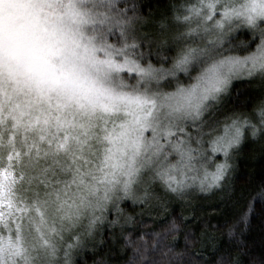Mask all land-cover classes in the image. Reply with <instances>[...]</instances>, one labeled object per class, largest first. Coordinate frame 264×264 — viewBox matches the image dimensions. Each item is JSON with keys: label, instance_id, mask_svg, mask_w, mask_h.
Masks as SVG:
<instances>
[{"label": "clouds", "instance_id": "clouds-1", "mask_svg": "<svg viewBox=\"0 0 264 264\" xmlns=\"http://www.w3.org/2000/svg\"><path fill=\"white\" fill-rule=\"evenodd\" d=\"M229 2L239 7L246 0ZM66 3L67 0H12L3 5L5 18L17 26H24L21 29L24 35L21 49L11 54L0 69V107L6 117L18 107L24 109L26 115L25 123L18 127L13 126L10 117L0 120V166L7 165L11 153L16 159L17 174L23 170L27 177L36 156L40 155L45 157L40 164L49 169L50 180L43 187L25 178L16 189L18 200L30 202L37 196L45 199L47 193L56 189L69 203L73 199L79 203L75 186L67 193L63 191L71 179L72 171L78 165L90 183L92 175L99 176L106 150L111 147L105 137H115L122 131L121 126L131 119L125 114L123 105L119 111H108L113 103L112 97L129 94L157 95L159 98V94L174 92L168 89H188L196 84L203 68L213 60L234 57L238 63L231 71L224 73L226 82L218 91L209 94L197 89L200 97L196 101L199 105L198 114L176 116L162 110L156 117L161 128L170 126L177 132L194 129L191 135L185 132L184 137L185 147L190 144L196 149L192 153L194 159L190 169L181 170L176 163L178 157L174 144L179 142L178 138L174 136L170 142H162L164 139L161 136V147L155 144L151 134L146 133V151L141 150L140 155H135L133 151L125 149L122 157L124 169L116 172V183L98 185L101 189L97 193L102 201L100 207L96 206V197L89 195L92 204L84 209L78 222L66 223L61 229L57 218L56 228L60 230L62 239L55 235L51 237L54 255L49 254L51 249L33 250L36 233L30 231L31 225L26 224L25 246L32 256V264H75L70 255L72 250L86 247L95 239L99 226L107 219V213L119 215L125 201L139 204L154 199L151 189L155 184L178 198L190 190L208 193L219 188L231 168L229 157L232 150L241 145L246 134L253 139L264 135V94L250 113L219 115L221 97L228 94L234 80L255 79L259 81L257 87L264 86V68L253 66L246 60L257 51L258 46H264V18L257 19L254 24H249L243 18L233 19L223 31L212 28L210 33H204L198 29L191 40L185 37L174 40L173 36L170 37L177 47L187 45L209 49L186 70L176 71L172 69L171 58L161 59L159 50L153 49L152 41H145L142 27L148 20L137 14L134 0H76L77 6L95 20L82 24L63 18ZM34 12L39 13L41 25L32 30L28 24ZM45 19L63 20V24L53 27L52 24L44 23ZM159 28L167 30L166 23L160 21ZM244 32H247V38ZM165 39L168 41V38ZM209 39L213 41L212 44H208ZM118 49L120 53H117ZM109 53L113 54L111 58L117 63L123 62V57L127 56L142 66L151 64L165 71L155 78L113 71L105 63ZM161 63L163 67L154 66ZM206 87L201 82V88ZM233 120L236 121L233 130L238 129L237 142L228 149L227 154L210 151L209 142L223 131V124L232 125ZM49 142L58 146L57 151L53 152L49 148ZM60 145L63 150H59ZM17 152L20 156H15ZM29 153L32 155L29 156ZM217 154L224 157L222 163L216 162ZM172 165H176L175 171ZM219 165H225L222 175L217 173ZM129 166L139 171L128 176L125 173ZM165 173L168 177L175 176L176 181L180 182L177 191L170 190L165 182ZM83 191V188L79 189L81 194ZM0 234L7 236V231L0 228Z\"/></svg>", "mask_w": 264, "mask_h": 264}, {"label": "snow or ice", "instance_id": "snow-or-ice-1", "mask_svg": "<svg viewBox=\"0 0 264 264\" xmlns=\"http://www.w3.org/2000/svg\"><path fill=\"white\" fill-rule=\"evenodd\" d=\"M12 0H0V69L4 67L5 60L13 53L19 51L23 46V35L21 29L24 26H17L11 20H7L4 14L3 5ZM64 19L74 23L95 22L88 12L81 10L76 0H67L62 14ZM243 18L249 24H254L257 19L264 18V0H246L242 6H235L229 0H197L195 4L184 6L183 13L176 15L175 19L182 24L187 25V31L180 32L173 36L174 40H180L183 37H191L197 33L198 29H202L204 33H210L212 28L223 31L226 25H230L233 19ZM104 23V21H100ZM44 23L52 24L53 27H60L63 20L49 21L45 19ZM195 24L196 27L192 25ZM41 25L38 12L33 13V18L28 24V28L35 30ZM211 26V27H210ZM163 44H167L165 39ZM211 39L208 44H212ZM209 49L196 48L185 45L178 47L176 55L173 58L172 69L176 71L186 70L187 67L199 56ZM121 50H117L120 53ZM112 53H109V59L105 61L106 65L113 71H127L130 74L135 73L141 77L155 78L158 74L163 73L164 69H157L151 64L146 67L127 56L123 57V62L117 63L112 59ZM253 66L264 68V46H258L257 51L246 58ZM238 60L234 57H224L219 60H213L208 63L197 77V83L190 88H178L174 92H168L157 95H117L112 97L113 103L108 111H119L120 106L125 107V114L131 119L126 121L121 127L122 131L115 137H105L111 145L106 150V155L100 169V175H92L90 183L85 174L76 166V170L72 171L71 179L64 186V193L75 186L78 189L77 195L79 203L75 199L71 203L61 195L60 190L53 189L51 193H47V198L41 199L38 196L30 202L27 200L17 199V186L22 184L27 178L30 182L35 181L40 186L46 187L50 180L48 179L49 169L41 167L40 161L45 157L36 156L33 168L27 177L22 170L18 175L16 172V159L10 153L8 155V163L6 166H0V228L7 231V236L0 234V264H32V256L26 248L25 227L26 224L31 225L30 231L36 233L37 240L32 243L34 251L41 249H51L50 255H54L55 247L51 243L53 235L60 237L61 232L56 228V220L59 219L61 229L67 224L78 222L84 209L92 204L89 195L96 197L95 203L97 207L102 205L101 199L97 196L101 186H110L116 183V172L124 169L122 157L125 155V149L133 151L135 155H140L141 150L146 151L145 134L150 133L155 144H161L160 137L163 136L164 141L170 142V138L176 135V132L170 127L161 128L159 120L156 117L160 112L166 111L169 115L189 116L196 115L199 111V105L196 103L200 97L197 95V89H201L202 93H211L218 91L226 82L224 73L231 71ZM171 71V69L169 70ZM201 82L206 88H201ZM94 108V106H92ZM26 112L22 108L12 111L6 117L4 110L0 107V120L11 118L14 122L13 126H23ZM264 116V113H262ZM236 121L233 120L232 125L227 123L222 125L223 131L216 135L209 142V150L213 153L223 152L227 154L228 149L237 142L238 129H234ZM183 132V129H181ZM123 147H119V145ZM152 144V147H155ZM49 148L53 152L57 151L58 146L49 142ZM59 150H63V146H59ZM174 150L177 154V164L180 169L191 168V161L194 159L192 153L196 149L189 144L185 147V140L179 139L174 144ZM38 152V149L36 150ZM119 153V155H118ZM32 153H29L31 156ZM15 156H20L16 153ZM134 162V161H133ZM225 165H219L217 169L218 175H222ZM108 169H111L109 171ZM172 170H176V165H172ZM138 169H132L129 166L125 173L131 176L137 173ZM165 182L169 185L171 191L175 192L180 187V182L176 181L175 176L168 177L165 173ZM83 188V194L79 189ZM107 187H105V199Z\"/></svg>", "mask_w": 264, "mask_h": 264}, {"label": "trees", "instance_id": "trees-1", "mask_svg": "<svg viewBox=\"0 0 264 264\" xmlns=\"http://www.w3.org/2000/svg\"><path fill=\"white\" fill-rule=\"evenodd\" d=\"M190 3L197 0H134L137 14L148 20L144 38L166 36ZM160 21L167 30L159 28ZM163 51L169 58L171 52ZM258 83L233 82L219 115L250 113L264 94ZM229 162L226 179L208 193L178 198L151 190L148 204L125 201L122 212L107 213L95 239L71 258L75 264H264V135L246 134Z\"/></svg>", "mask_w": 264, "mask_h": 264}, {"label": "rangeland", "instance_id": "rangeland-1", "mask_svg": "<svg viewBox=\"0 0 264 264\" xmlns=\"http://www.w3.org/2000/svg\"><path fill=\"white\" fill-rule=\"evenodd\" d=\"M193 27H195V24L192 25ZM184 31H187V25L185 24H182L181 22L179 21H175L168 29V32H167V35L166 36H162L161 34L160 35H154L153 37H147L145 39V41H152V46H153V49L156 50L158 49L159 50V53H160V58L161 59H164L162 54L163 52H166V51H163V50H168L170 51V57L172 60L174 58V56L176 55V51L178 50V47L174 44V42L170 39V37L172 36H175V35H178L180 32H184ZM165 38H168V43L167 44H163L162 41L165 40ZM185 39H188V40H191L192 38L191 37H185ZM253 51H255V49H253ZM166 58V57H165ZM156 67H162L163 65H154ZM171 66V65H169ZM199 73H194L193 75H198ZM239 80H247V79H237V80H234L233 82L235 81H239ZM194 82V80L192 81ZM232 82V83H233ZM249 82H254V84H257L259 81L258 80H249ZM175 91V90H173ZM221 100H222V97H221ZM175 131V130H174ZM194 131V129H186L184 132H176V135L175 137L178 138V139H184L185 137V132H187L189 135H191V133ZM150 135V133L148 134ZM162 142H166V141H162ZM220 158H221V161L219 160L218 163H222L223 160H224V157L221 155V154H217ZM153 191L155 190H160L162 192H166L159 184H155L152 186V189ZM170 193V192H168ZM200 192L196 191V190H190L188 193L185 194V196H188V195H194V194H198ZM172 194V193H170ZM204 194V193H202ZM173 195V194H172ZM148 202H146V204H148ZM77 250V249H74L72 250L71 252V257L74 253V251Z\"/></svg>", "mask_w": 264, "mask_h": 264}]
</instances>
